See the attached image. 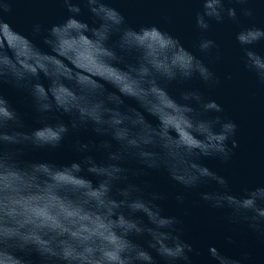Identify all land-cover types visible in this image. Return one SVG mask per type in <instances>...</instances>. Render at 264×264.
<instances>
[{
	"label": "clouds",
	"instance_id": "9594fccd",
	"mask_svg": "<svg viewBox=\"0 0 264 264\" xmlns=\"http://www.w3.org/2000/svg\"><path fill=\"white\" fill-rule=\"evenodd\" d=\"M52 2L67 17L47 27L35 22L26 35L8 19L15 0H0V29L39 57L45 52L36 38L50 52L73 60L87 45L120 76L85 87L55 72L51 62L37 67L36 59L24 56L22 49L0 44V85L26 93L40 124L24 131L20 114L0 95V264H194L200 252L183 237V221L163 214L158 201L166 197L133 182L145 171L166 172L185 192L198 193L193 206L203 203L225 213L233 226L226 244H237L235 229L240 226L264 243V186L234 192L225 176L203 163L214 159L227 165L239 147L237 124L209 117L223 109L199 89L186 87L194 80L209 87L220 83L205 62L155 25L129 27L109 0ZM248 2L228 0L234 5ZM84 10L91 24L82 18ZM242 15L252 17L253 11L243 8ZM225 16L237 21L236 8L226 7L225 0H203L196 28L207 32L210 22L223 23ZM165 20L172 22L171 17ZM236 41L245 49L246 69L264 84V55L251 50L264 41V29L241 30ZM216 47L214 40L201 38L197 50L209 54ZM172 86L175 96L169 91ZM157 95L166 96L183 113L192 135H169L168 122L153 107ZM125 99L138 107L127 106ZM57 113L67 116V122ZM146 116L158 123L153 126ZM81 131H91L99 142L75 140L78 158L68 164L22 159L28 151L58 150L70 133ZM96 152L102 153L101 159ZM209 186L214 187L203 190ZM175 200L183 206L185 196L176 195ZM208 257L211 264H252L246 249L233 257L210 246Z\"/></svg>",
	"mask_w": 264,
	"mask_h": 264
},
{
	"label": "water",
	"instance_id": "95a60500",
	"mask_svg": "<svg viewBox=\"0 0 264 264\" xmlns=\"http://www.w3.org/2000/svg\"><path fill=\"white\" fill-rule=\"evenodd\" d=\"M109 2L110 6L116 7L122 12L129 27L136 30L153 25L159 27L130 1L109 0ZM67 15L66 10L59 4L53 3L52 0H15L13 13L8 19L18 31L27 35L33 23L39 22L47 27L53 23L62 22ZM82 18L91 24L92 18L86 10H84ZM115 39L116 37H113V40ZM4 42L15 46L17 49H22L23 55L26 57L33 56L36 59L35 66L40 67L42 62L45 65L51 62L55 65V72L63 73L65 79L75 78L85 87L94 86L97 81L103 78L116 80L120 76L119 71L108 67L99 60L94 51L90 50L87 45L73 60L67 55L50 52L43 46L41 40L36 38L34 42L45 52L44 57H39L25 49L18 37L11 32H4L3 29H0V44ZM176 55L179 56L180 53L177 52ZM127 62L132 63L133 61L129 59ZM119 66L124 67L123 64ZM41 80L45 85L48 84L47 79L41 77ZM219 80V84L210 87L204 86L199 80H194L186 87L199 89L206 99L214 100L223 109L221 113L207 114L209 117L220 116L222 120H231L237 124L235 139L239 147L235 150L232 161L227 165L214 159L204 160L203 163L220 175L225 176L234 192L238 193L244 188L264 186V117L246 104L221 79ZM106 87L109 91H113L110 86ZM169 91L172 95H177L174 86L170 87ZM0 95H3L10 105L18 111L24 123V131H30L40 126L36 114L32 110L31 100L26 93L18 92L11 86L4 84L0 85ZM146 102L152 103L151 100L147 99ZM125 104L134 108L138 107L135 101L130 99H125ZM153 107L159 112L160 120L168 122L169 135L179 139L192 135L183 113L172 106L166 96L157 95ZM56 115L65 122L69 119L59 113ZM146 119L153 126L158 123L150 116H146ZM77 139L81 142H87L89 139L99 142L100 138L95 137L91 131L70 133L58 150L28 151L22 159L25 161H51L57 165L68 164L78 158V154L73 149V143ZM94 155L98 160L102 158L100 152H96ZM132 180L142 187L146 186L147 192H156L166 197V199L158 201L163 214L177 216L183 221V237L189 242H194V248L200 252L199 256L194 255V264H211L208 257L210 246H215L222 253L233 257H238L240 251L246 249L251 255L252 264H264V243L259 242L252 234L247 233L243 226H240L235 229L237 244H226L225 236L233 232V226L225 220L226 214L212 210L203 203L193 206V201L199 199L198 193L195 191L185 192L180 185L169 179L166 172L162 170L159 172L145 171L143 175L133 177ZM213 187L209 186L203 190L210 191ZM181 194L185 196L183 206L175 200V196Z\"/></svg>",
	"mask_w": 264,
	"mask_h": 264
}]
</instances>
